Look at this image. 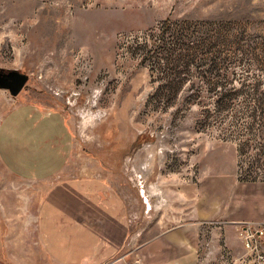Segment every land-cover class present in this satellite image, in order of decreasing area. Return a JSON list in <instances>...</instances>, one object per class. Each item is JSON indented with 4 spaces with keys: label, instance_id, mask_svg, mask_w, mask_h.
<instances>
[{
    "label": "rangeland",
    "instance_id": "1",
    "mask_svg": "<svg viewBox=\"0 0 264 264\" xmlns=\"http://www.w3.org/2000/svg\"><path fill=\"white\" fill-rule=\"evenodd\" d=\"M0 70L28 76L16 96L0 89V119L21 103L61 111L70 169L105 171L123 193L122 263L178 225L199 264L252 263L241 228L264 227V0H0Z\"/></svg>",
    "mask_w": 264,
    "mask_h": 264
},
{
    "label": "crops",
    "instance_id": "2",
    "mask_svg": "<svg viewBox=\"0 0 264 264\" xmlns=\"http://www.w3.org/2000/svg\"><path fill=\"white\" fill-rule=\"evenodd\" d=\"M73 141L57 109L21 103L0 119V165L15 182L0 178V264H131L124 195L105 171L70 169ZM192 236L170 228L136 264H199Z\"/></svg>",
    "mask_w": 264,
    "mask_h": 264
},
{
    "label": "water",
    "instance_id": "3",
    "mask_svg": "<svg viewBox=\"0 0 264 264\" xmlns=\"http://www.w3.org/2000/svg\"><path fill=\"white\" fill-rule=\"evenodd\" d=\"M27 80V75L17 71L4 72L0 70V89H7L12 96H16L22 90Z\"/></svg>",
    "mask_w": 264,
    "mask_h": 264
},
{
    "label": "built area",
    "instance_id": "4",
    "mask_svg": "<svg viewBox=\"0 0 264 264\" xmlns=\"http://www.w3.org/2000/svg\"><path fill=\"white\" fill-rule=\"evenodd\" d=\"M264 231V227H242L241 228V235L245 240V245L247 247V250L250 254L252 252H255L254 259H251V264H263L264 263V255L263 253H256L257 251V233H262ZM252 257V256H251Z\"/></svg>",
    "mask_w": 264,
    "mask_h": 264
},
{
    "label": "bare ground",
    "instance_id": "5",
    "mask_svg": "<svg viewBox=\"0 0 264 264\" xmlns=\"http://www.w3.org/2000/svg\"><path fill=\"white\" fill-rule=\"evenodd\" d=\"M75 50V49H74ZM157 188V187H156ZM156 191H157V189H156ZM161 191V190H160ZM166 202V201H165ZM151 208V207H150Z\"/></svg>",
    "mask_w": 264,
    "mask_h": 264
}]
</instances>
